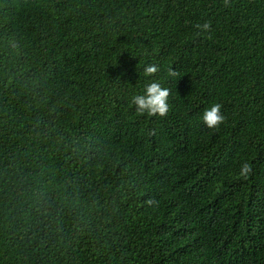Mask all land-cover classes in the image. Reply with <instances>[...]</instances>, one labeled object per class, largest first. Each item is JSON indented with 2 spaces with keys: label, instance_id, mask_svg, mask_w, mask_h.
<instances>
[{
  "label": "trees",
  "instance_id": "16d2710c",
  "mask_svg": "<svg viewBox=\"0 0 264 264\" xmlns=\"http://www.w3.org/2000/svg\"><path fill=\"white\" fill-rule=\"evenodd\" d=\"M0 264H264V0H0Z\"/></svg>",
  "mask_w": 264,
  "mask_h": 264
},
{
  "label": "clouds",
  "instance_id": "9594fccd",
  "mask_svg": "<svg viewBox=\"0 0 264 264\" xmlns=\"http://www.w3.org/2000/svg\"><path fill=\"white\" fill-rule=\"evenodd\" d=\"M227 3V0H225ZM197 29L201 33L211 31V22H205L204 24L196 25ZM159 71L156 65H147L144 68V74L146 76H153ZM168 75L170 77H176L178 72L169 69ZM171 90L162 85L159 82L153 81L145 85L142 94H137L132 97V104L136 106V110L139 113H147L150 116L164 117L169 112L168 98ZM222 105L220 103H214L203 112L202 119L208 128H217L225 120V117L221 114ZM251 171V165L247 162L243 163L240 168V175L246 176ZM151 203V201H149Z\"/></svg>",
  "mask_w": 264,
  "mask_h": 264
}]
</instances>
